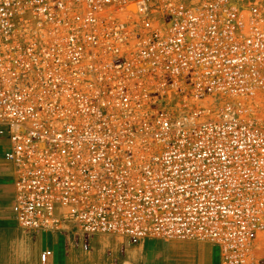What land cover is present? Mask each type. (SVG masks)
I'll use <instances>...</instances> for the list:
<instances>
[{"label": "built area", "instance_id": "built-area-1", "mask_svg": "<svg viewBox=\"0 0 264 264\" xmlns=\"http://www.w3.org/2000/svg\"><path fill=\"white\" fill-rule=\"evenodd\" d=\"M0 136L26 231L264 264V1L0 0Z\"/></svg>", "mask_w": 264, "mask_h": 264}, {"label": "crops", "instance_id": "crops-1", "mask_svg": "<svg viewBox=\"0 0 264 264\" xmlns=\"http://www.w3.org/2000/svg\"><path fill=\"white\" fill-rule=\"evenodd\" d=\"M9 140L0 136V264H221L220 248L209 241L147 238L130 244L118 234H98L84 249L60 232L33 234L11 211L13 176L4 154ZM52 250L46 263L41 254Z\"/></svg>", "mask_w": 264, "mask_h": 264}, {"label": "rangeland", "instance_id": "rangeland-1", "mask_svg": "<svg viewBox=\"0 0 264 264\" xmlns=\"http://www.w3.org/2000/svg\"><path fill=\"white\" fill-rule=\"evenodd\" d=\"M259 1H264V0H259ZM7 151V150H6Z\"/></svg>", "mask_w": 264, "mask_h": 264}]
</instances>
